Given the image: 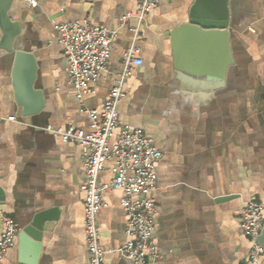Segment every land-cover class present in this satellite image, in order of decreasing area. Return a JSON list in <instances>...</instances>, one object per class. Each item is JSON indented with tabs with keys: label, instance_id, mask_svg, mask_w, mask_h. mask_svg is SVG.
Segmentation results:
<instances>
[{
	"label": "crops",
	"instance_id": "crops-1",
	"mask_svg": "<svg viewBox=\"0 0 264 264\" xmlns=\"http://www.w3.org/2000/svg\"><path fill=\"white\" fill-rule=\"evenodd\" d=\"M37 1L33 8L13 0L9 16L19 31L12 51L2 46L0 23V186L5 194L0 236L3 216L20 228L0 264H91L86 197L80 190L85 161L79 145L52 132L70 124L87 131L91 126L68 81V60L54 28L58 22L87 18L117 31L118 37L85 108L102 109L133 43L144 61L128 79L119 111L121 125L144 130L163 153L154 193V242L160 254L155 264H247L251 243L239 219L249 202L264 206V0L229 1L234 63L226 66L224 78L214 75L223 67L220 46L208 40L181 46L177 56H188L202 70L189 75L190 81L179 76L171 34L188 23L196 0H159L138 36L131 31L134 18L122 24L135 14L138 0ZM20 52L33 57L34 69L23 64L15 81ZM29 81L41 97L25 93L33 111L25 116L17 89L22 92ZM114 177L110 161L101 181L107 184ZM121 198L120 190L106 191L98 215L101 245L109 250L127 240ZM38 214H47L41 249L30 238L22 250L23 229ZM103 264L134 263L110 254Z\"/></svg>",
	"mask_w": 264,
	"mask_h": 264
},
{
	"label": "built area",
	"instance_id": "built-area-1",
	"mask_svg": "<svg viewBox=\"0 0 264 264\" xmlns=\"http://www.w3.org/2000/svg\"><path fill=\"white\" fill-rule=\"evenodd\" d=\"M29 7H37V0H25ZM159 0H138L134 15L125 16V25L131 18L136 24L131 31L139 35L148 15L158 7ZM57 41L68 60L67 77L81 103V112L91 120L87 131L70 124L66 130L52 131L66 143L79 145L85 161L84 180L80 190L85 194L84 228L91 264H103L106 257L116 254L134 264H155L159 249L154 242L157 207L154 193L157 189V165L163 153L144 130L120 123V102L125 97V85L136 68L143 66L139 48L133 43L125 55L118 80L109 92L101 110H89L84 100L92 93L107 71L112 45L118 32L95 25L90 18L83 21H64L54 24ZM9 121L15 122L11 117ZM113 163L114 179L103 183L101 176L108 162ZM122 191L121 206L127 216L126 242L116 250L101 245L98 215L104 209L106 191ZM4 229L0 236V263L15 245L20 228L14 219L3 216ZM242 233L249 239L251 249L247 264H261L264 246L258 243L264 229V206L259 202L245 205L239 219Z\"/></svg>",
	"mask_w": 264,
	"mask_h": 264
},
{
	"label": "water",
	"instance_id": "water-1",
	"mask_svg": "<svg viewBox=\"0 0 264 264\" xmlns=\"http://www.w3.org/2000/svg\"><path fill=\"white\" fill-rule=\"evenodd\" d=\"M229 1L230 0H196L191 9L188 23L179 26L172 32L171 37L176 58L175 66L177 70L182 72L179 74V76L183 79L190 81L192 78L189 77V75H199L202 70H199L197 67H195V64H192L188 59V56L186 58H180L179 55L177 56V51L181 49L182 45L192 47L197 43L208 40L212 42L214 47L220 46V50L222 48L223 51L224 59L223 67H220L219 73H214L217 78H224L226 66L228 67L234 63L231 52V32L229 30ZM12 2L13 0H0V23L4 33L2 46L7 51L13 50V41L16 33L19 31L17 23L12 21L11 17L9 16V10L11 8ZM23 64L30 66L31 69H34L33 57L26 53H17L15 81L17 77V71H19ZM17 86L18 83L16 88ZM20 91L21 89H17L18 102L24 107V115H30L33 113V111L28 107V103L24 100L25 93H28L30 96L33 95L38 97L39 99L41 95L33 91L30 81L26 89H22V92ZM2 201H5V194L3 188L0 186V202ZM46 219L47 214H38L34 216L28 225L25 226L21 235L22 250L31 244V238L35 241V244L32 245L35 248H38V251H40V244L43 238ZM258 243L264 246V229L260 238L258 239Z\"/></svg>",
	"mask_w": 264,
	"mask_h": 264
}]
</instances>
